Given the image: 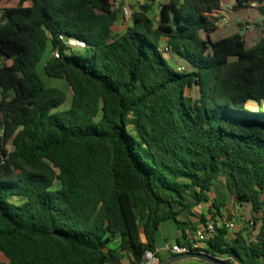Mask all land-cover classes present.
Returning <instances> with one entry per match:
<instances>
[{
    "label": "trees",
    "instance_id": "obj_1",
    "mask_svg": "<svg viewBox=\"0 0 264 264\" xmlns=\"http://www.w3.org/2000/svg\"><path fill=\"white\" fill-rule=\"evenodd\" d=\"M145 2L121 34L112 0L0 6V264H139L169 221L188 245L224 218L221 177L260 228L220 227L201 251L264 264V30L249 48L241 32L214 40L209 18L229 3L264 15V0H164L158 20ZM43 75L72 91L68 109Z\"/></svg>",
    "mask_w": 264,
    "mask_h": 264
},
{
    "label": "rangeland",
    "instance_id": "obj_2",
    "mask_svg": "<svg viewBox=\"0 0 264 264\" xmlns=\"http://www.w3.org/2000/svg\"><path fill=\"white\" fill-rule=\"evenodd\" d=\"M114 4L116 5H130L131 8L134 10L136 6L140 5L136 0H113ZM19 3V0H1L0 2V6L1 7H12V6H16ZM146 3V2H145ZM144 3V4H145ZM164 3V0H155V6L152 10V12L150 13L151 17L154 20H158L159 18V14H158V10L161 9L162 4ZM116 5V6H117ZM115 10L118 11L119 14V19L118 22L116 23V25L118 26V28H114V31L116 33H124L126 31V29L128 28V26L131 25V21L126 20L120 9L117 7H114ZM231 23L229 26L224 27V28H219L216 32H214L212 34V38L214 40L220 39L222 37L228 36V35H232L235 32H241L245 35L246 41H247V45L249 48L255 46L258 41L260 40V38L263 35V28L259 27V25L264 26V19H263V15L259 10V6L257 3H253V4H248L247 7H242L239 8L235 11H233L231 14ZM244 22V23H249L250 25H252L253 29L251 31L248 32H243L242 31V27L240 26V23ZM116 26V27H117ZM202 37L205 38V35L202 34ZM80 49V48H77ZM75 49V50H77ZM50 52V49L48 50L47 54L45 55L43 62H45L46 58L48 57ZM164 56L168 59L169 63L171 66L177 67L180 64H185V61L182 60L180 57H178L176 54L174 53H170L169 54H164ZM43 73V72H42ZM44 76V75H43ZM44 80L46 82L47 85L49 86H63L64 88L67 89L68 91V100L67 102L61 106L60 108H58V111H63L66 110L70 107L71 104V96H72V91L67 88L62 81H57L54 79H49L46 78L44 76ZM188 94H191V92L188 90L187 91ZM194 92V91H193ZM192 92V93H193ZM264 106V103H263ZM255 107V106H254ZM249 110L256 112L257 110H255L254 108H249ZM0 131H2L1 127H0ZM9 148L12 149V146L9 145ZM224 177H221L219 179V181H216L214 186H213V195L214 192H216V196L218 197V199L222 202H224L225 206L222 207L223 208V212L222 215L224 216V218H222V220L218 217V220L221 221H232L236 224L239 225L238 231L236 232H232V236L234 235V233H239L241 231H244V229H247L245 234L248 235L249 233L253 235L257 234V232L259 231L260 226L257 225L255 228L250 227V226H246V225H241V217L245 216L248 219L253 220L255 218V216L252 215L251 213V206L249 204H244L243 206L241 205H235L230 197V193L226 187V184L224 182ZM211 194V195H212ZM233 206L236 207V209L238 211H236ZM174 222L173 221H169L167 223H164L161 227V230L159 232L160 236H165L169 242L173 244L176 243V237L174 235ZM181 234V233H180ZM192 234V233H189ZM118 242H115L113 245H117ZM167 254L166 252H162L161 254H159V259L161 258L162 260H164ZM3 259H5V257L0 258V261H2ZM169 261V260H168ZM193 261V262H192ZM189 262H192L194 264H206L204 261H200L197 259H186V260H182L179 262H175L178 264H189ZM126 264H129V262L126 260L125 262Z\"/></svg>",
    "mask_w": 264,
    "mask_h": 264
},
{
    "label": "built area",
    "instance_id": "obj_3",
    "mask_svg": "<svg viewBox=\"0 0 264 264\" xmlns=\"http://www.w3.org/2000/svg\"><path fill=\"white\" fill-rule=\"evenodd\" d=\"M139 4L145 3L146 0H136ZM117 5V4H116ZM114 4V7L120 9L123 17L130 21L132 20L134 10L131 8L130 5H117ZM234 11L233 3L223 4L218 9L214 10L212 13L209 14L210 20L214 23V25L218 28H224L230 25L231 23V16L230 14ZM253 29L252 25L246 23L242 26L243 32H248ZM68 44L71 46H82L81 43L76 41H69ZM54 57L59 58L60 52H54ZM222 220V219H221ZM210 221L206 225L199 227L198 230L195 231L192 238L189 239L188 245H180L175 243L173 245H165V249L170 251L174 255H181L185 253H203L201 250L206 248V242L217 233V230L220 227H226L229 232H236L238 231L239 225L232 222V221ZM241 225L246 226H253L254 220L248 219L245 216H242ZM160 248L156 251H147L143 259L140 261L139 264H160L159 253Z\"/></svg>",
    "mask_w": 264,
    "mask_h": 264
},
{
    "label": "crops",
    "instance_id": "obj_4",
    "mask_svg": "<svg viewBox=\"0 0 264 264\" xmlns=\"http://www.w3.org/2000/svg\"><path fill=\"white\" fill-rule=\"evenodd\" d=\"M131 1V0H130ZM112 2L114 3V1L112 0ZM263 19H264V15H263ZM117 25L115 24L114 27H113V32L114 34H118L114 31V28H118V26L116 27ZM121 34V32L119 33ZM182 65V64H180ZM179 66V65H178ZM212 197H215L218 199V197L216 196V192H214V195L212 194L211 195ZM210 207V203H207V204H203V205H200L198 207H196L193 212L195 215L197 216H201V215H208V208ZM233 208L235 209L236 207L233 206ZM239 210V209H238ZM221 212H223V208L221 209ZM192 219V221L194 222H197L199 219L197 217H190ZM218 218V217H217ZM220 218V217H219ZM174 224V235L176 237V239L178 237H180V231L178 230V227L176 225V223H173ZM203 226V224L200 225V227ZM161 230V229H160ZM158 240H159V243H160V252L158 254H161L162 252H166V258L164 260H162L160 258V264H166L168 260L171 259V257L174 255L172 254L170 251H168L167 249H165V245H172L171 242H169V240L165 237V236H160L158 235ZM177 241V240H176ZM177 243V242H176ZM3 258L5 257L2 253H0V258ZM3 262H7V258L5 257V259L2 260ZM129 262V261H128ZM193 262V261H192ZM192 262H189V264H194ZM126 264V263H125ZM130 264V263H129ZM173 264H178V263H173Z\"/></svg>",
    "mask_w": 264,
    "mask_h": 264
},
{
    "label": "water",
    "instance_id": "obj_5",
    "mask_svg": "<svg viewBox=\"0 0 264 264\" xmlns=\"http://www.w3.org/2000/svg\"><path fill=\"white\" fill-rule=\"evenodd\" d=\"M186 259H197V260L204 261L210 264H227L223 260L217 257H214L212 255L203 254V253H185L181 255H176L172 257L169 261H167L166 264H173L175 262H179V261L186 260Z\"/></svg>",
    "mask_w": 264,
    "mask_h": 264
}]
</instances>
